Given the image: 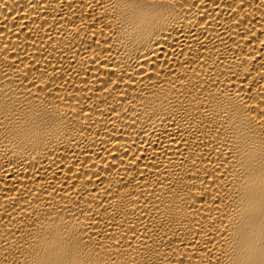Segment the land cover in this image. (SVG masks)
Returning a JSON list of instances; mask_svg holds the SVG:
<instances>
[{
    "label": "bare ground",
    "instance_id": "1",
    "mask_svg": "<svg viewBox=\"0 0 264 264\" xmlns=\"http://www.w3.org/2000/svg\"><path fill=\"white\" fill-rule=\"evenodd\" d=\"M0 264H264V0H0Z\"/></svg>",
    "mask_w": 264,
    "mask_h": 264
}]
</instances>
